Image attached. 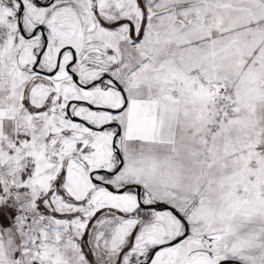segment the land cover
<instances>
[{
	"label": "snow or ice",
	"instance_id": "snow-or-ice-1",
	"mask_svg": "<svg viewBox=\"0 0 264 264\" xmlns=\"http://www.w3.org/2000/svg\"><path fill=\"white\" fill-rule=\"evenodd\" d=\"M0 264H264V0H0Z\"/></svg>",
	"mask_w": 264,
	"mask_h": 264
}]
</instances>
